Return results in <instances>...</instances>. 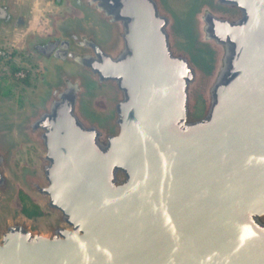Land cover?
<instances>
[{"label":"water","instance_id":"1","mask_svg":"<svg viewBox=\"0 0 264 264\" xmlns=\"http://www.w3.org/2000/svg\"><path fill=\"white\" fill-rule=\"evenodd\" d=\"M68 4L33 99L0 97V264H264V0Z\"/></svg>","mask_w":264,"mask_h":264},{"label":"rangeland","instance_id":"2","mask_svg":"<svg viewBox=\"0 0 264 264\" xmlns=\"http://www.w3.org/2000/svg\"><path fill=\"white\" fill-rule=\"evenodd\" d=\"M6 5L11 20L0 22V47L5 51V56L0 57V97L4 110L12 118L33 99L40 78L47 72L46 60L35 46L56 37L55 21L75 14V10L68 0H6ZM94 104L100 109L106 107L102 97H97ZM36 153L33 145L21 146L13 159L15 169L34 168ZM13 207L30 219L48 216L21 189H18Z\"/></svg>","mask_w":264,"mask_h":264},{"label":"flooded vegetation","instance_id":"3","mask_svg":"<svg viewBox=\"0 0 264 264\" xmlns=\"http://www.w3.org/2000/svg\"><path fill=\"white\" fill-rule=\"evenodd\" d=\"M58 1H60V0H58ZM2 7L6 10L7 13H6V14H3V13L0 12V22H1V21L9 22V21L11 20V17H10V15H9L8 7H7L6 4L3 5ZM52 39H53V40H54V39H57V36H56V37H53ZM52 39H51V40H52ZM44 42H45V41H44ZM40 43H43V42L40 41ZM36 46H37V45H36ZM36 46H35V47H36Z\"/></svg>","mask_w":264,"mask_h":264},{"label":"built area","instance_id":"4","mask_svg":"<svg viewBox=\"0 0 264 264\" xmlns=\"http://www.w3.org/2000/svg\"><path fill=\"white\" fill-rule=\"evenodd\" d=\"M5 56V51L0 47V57Z\"/></svg>","mask_w":264,"mask_h":264},{"label":"trees","instance_id":"5","mask_svg":"<svg viewBox=\"0 0 264 264\" xmlns=\"http://www.w3.org/2000/svg\"><path fill=\"white\" fill-rule=\"evenodd\" d=\"M26 82V81H25Z\"/></svg>","mask_w":264,"mask_h":264}]
</instances>
